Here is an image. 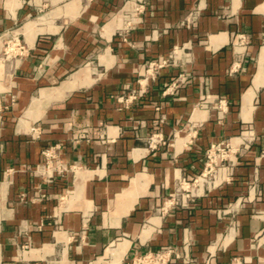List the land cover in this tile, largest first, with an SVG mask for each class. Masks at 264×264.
<instances>
[{"label":"crops","instance_id":"0c3cea01","mask_svg":"<svg viewBox=\"0 0 264 264\" xmlns=\"http://www.w3.org/2000/svg\"><path fill=\"white\" fill-rule=\"evenodd\" d=\"M10 30L27 51L0 62V264L165 247L168 264H264V0H0ZM216 145L235 161L184 199Z\"/></svg>","mask_w":264,"mask_h":264},{"label":"built area","instance_id":"2783aa9c","mask_svg":"<svg viewBox=\"0 0 264 264\" xmlns=\"http://www.w3.org/2000/svg\"><path fill=\"white\" fill-rule=\"evenodd\" d=\"M5 37H10L9 42H12L13 46H16V55H23L27 51L26 44L22 41L18 32L14 30L3 32L2 34H0V43ZM170 62V57L163 56L159 57L156 60L150 61L146 65L145 72L141 73V76H143L147 82H145V80L138 79L137 82L139 83V87L132 90V93L128 96L127 101L135 100L141 96H144L148 92L149 84H151V81H155L157 73L160 71V69L167 66ZM151 140L152 144L156 143L157 141L154 136L151 138ZM43 153L48 159L55 156L52 148L45 149ZM234 155L236 157V150H232V147H230L229 145H216L215 147L211 148L207 152L209 160L207 169L191 179L184 178L177 189L178 194H181V196L185 199L197 195L198 191L200 190L201 192H203L205 190V187H212V185L214 184L213 180H207L206 178L202 177L206 175V172L208 170H214L211 161H213L214 159H220V163H222H219L218 168H220L223 167L228 161L234 162ZM209 166H212L211 169L208 168ZM174 199L176 201L177 197ZM174 255L179 256V254L172 247H165L160 250L137 254L133 257V260L129 264H168ZM185 264L194 263L185 261Z\"/></svg>","mask_w":264,"mask_h":264},{"label":"rangeland","instance_id":"374dc122","mask_svg":"<svg viewBox=\"0 0 264 264\" xmlns=\"http://www.w3.org/2000/svg\"><path fill=\"white\" fill-rule=\"evenodd\" d=\"M10 37H5L1 41L0 45V62L3 64L4 70L7 72V68L10 66L12 61L14 62L17 58H19L21 55H16V46H13L12 42H9ZM220 159L216 160L214 159L211 161L212 166L214 169H217L219 167ZM218 163V164H217ZM222 164V163H220ZM224 164V163H223ZM212 166H209L208 168L211 169ZM215 170L207 171L205 176H202L203 178H206L207 180H213V174Z\"/></svg>","mask_w":264,"mask_h":264},{"label":"bare ground","instance_id":"6f19581e","mask_svg":"<svg viewBox=\"0 0 264 264\" xmlns=\"http://www.w3.org/2000/svg\"><path fill=\"white\" fill-rule=\"evenodd\" d=\"M45 91H46V92L49 91V93H50V92H53V94H54V93H56V92H59L60 90H58V89H57V90H43L42 93L48 95L49 93H46ZM40 105H41V100H40V99H34V100H33V104H32L31 107H32V109H35V110H36V109H38V108L40 107Z\"/></svg>","mask_w":264,"mask_h":264}]
</instances>
